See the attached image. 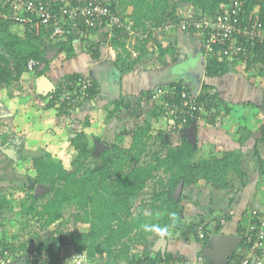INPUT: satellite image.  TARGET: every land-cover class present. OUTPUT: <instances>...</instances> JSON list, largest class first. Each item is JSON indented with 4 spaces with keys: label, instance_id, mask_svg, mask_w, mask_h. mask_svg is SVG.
Returning <instances> with one entry per match:
<instances>
[{
    "label": "trees",
    "instance_id": "16d2710c",
    "mask_svg": "<svg viewBox=\"0 0 264 264\" xmlns=\"http://www.w3.org/2000/svg\"><path fill=\"white\" fill-rule=\"evenodd\" d=\"M72 1L78 3L76 0ZM120 1L118 3V0H112L111 6L115 10H120L119 7L122 5L129 6L131 10L126 16L135 22L136 28L138 26L147 28V22L152 19L157 21L162 17L177 22L179 11L189 7L194 8L195 12L219 14L225 12L232 3V0ZM245 8L246 14L242 20L247 18L248 13L251 15V12L257 9L264 30V0H246ZM0 11L9 12L8 5L5 6L2 0ZM14 26L19 27L17 31L13 30ZM78 27L80 30L71 36L54 39L44 30L37 31L31 29L29 25L18 24L0 17V86L10 87L15 82H19L22 75L30 71L31 59L44 63L42 69L36 67L34 70L37 78L47 74L50 51L64 53L67 58L74 56V40L86 36L93 29L84 25ZM100 27L102 26L97 28ZM78 31L79 34H76ZM112 31H114L113 46L117 47L118 40L115 35L120 36L121 31L117 28H112ZM148 40L139 44L140 55L135 59L125 49L124 40L122 46L127 53L121 54L117 59L122 74L134 70L143 57L148 55L150 50ZM157 47L158 59L162 64L179 60V53L175 48H166L159 43ZM201 50L204 51L202 47ZM254 52V56L247 64V72L251 79L264 76V42L256 43ZM229 66L230 60L227 58L207 56L206 76L225 75L230 69ZM75 75L79 74L68 77L73 78ZM166 87L157 86L155 89L144 91L143 94L148 98H154L155 92ZM169 87L177 91L174 96H167L171 103L183 104L185 100L181 92L185 89L189 98L193 97L198 101L208 100L210 113L207 117L211 124H216L223 115L222 111L226 114L232 111L243 138L248 139L251 135L247 131L246 121L251 115L250 105L254 109L255 104L239 103L223 108L216 101L218 96L210 92V85L206 82L196 96L184 80L172 81ZM97 92L98 82L94 78V86L89 90L86 100ZM37 96L46 98L39 93ZM122 105L130 106L123 96L117 98L114 109L109 112V118L117 116ZM47 106L58 108L61 115L70 113L63 105L57 106L55 99L48 102ZM161 116H164V107L158 105L155 117ZM165 118L170 119L167 116ZM195 120L196 118L190 117L187 127H190ZM151 127L152 124L147 122L144 126L134 129L130 137L127 136L129 135L127 131L118 133L112 144L106 142L107 146L97 159L94 151L103 139H94L85 132H78L70 137V144L76 149L77 157L71 161L69 168L63 161L53 159L46 153L32 156L36 175L25 183L27 186L33 185L30 188L31 192L28 195L15 194L18 202H13L11 207H7L9 205L7 195L0 196V213L5 209L10 212L18 210L16 214L21 218V221H17L0 217V228L4 227L0 234V249L8 250L14 259L28 255V242L20 239L23 234H31L32 238L29 241L37 242L36 256L31 264H62L61 260L68 263L69 258L79 252H85L92 264H120L121 261L129 264H155L174 258L167 255L165 258L161 256L153 258L146 252L137 255L131 252L132 243L153 244L149 237L156 235L155 239L159 238L161 234L157 229H166L165 233H167L172 229L178 231L190 228V231L196 234L202 222H194L188 226L183 223L181 205L183 196L176 199L174 195L179 183L184 181V190H193L198 186H207L211 189H235L247 176L242 168L244 153L240 149L226 150L215 144L194 143L187 130H183L181 139L174 144L170 133L161 130L155 138L162 140V146L157 150L152 148L151 153L147 152L150 158L144 160L143 155L146 154L153 138ZM126 140H128L127 144ZM262 141L264 134L256 140L257 143ZM38 185L44 188L41 194L37 193ZM147 195L150 197L144 198ZM73 206H76V212L72 214L76 225L81 222L89 228L77 231L76 226L70 221L68 230L63 229L57 235L44 234L43 239L41 231H49L52 225L62 221L66 208ZM225 216L229 219L231 213ZM145 225L149 230H145ZM222 225L219 220L218 226L212 232H220ZM207 239L208 236L205 237V241ZM244 243L251 248L246 235ZM239 254L241 253H235L232 257L244 256Z\"/></svg>",
    "mask_w": 264,
    "mask_h": 264
},
{
    "label": "crops",
    "instance_id": "0c3cea01",
    "mask_svg": "<svg viewBox=\"0 0 264 264\" xmlns=\"http://www.w3.org/2000/svg\"><path fill=\"white\" fill-rule=\"evenodd\" d=\"M79 1L82 0H76V2ZM119 2L121 1L118 0V3ZM119 8L121 12L126 14H129L131 10L129 6L123 7V5ZM18 28V26H14L13 30L17 31ZM175 28V26H170L169 29L164 32V36H161V41L159 43L166 48H175L179 53V60L162 64L158 59V54L154 51L153 55L150 56L149 54L148 56H144L141 63L134 70L122 74V92L120 97L123 96L127 102H129L128 99L136 103L140 101H145L146 103H150L153 100L155 101L157 99L156 96L154 98H148L143 92L155 89L157 86H169L172 81L182 80L177 75L179 64L184 61L187 62L192 56L198 55L200 52L204 53V51L201 50L202 38L199 33L187 32L192 38L191 41L186 43L190 44L188 47H191V49L189 50L188 48H184L185 42H181L180 38L178 41L175 40V36L172 38V34L177 31ZM79 32L80 31L76 34H79ZM113 37L114 31L108 30L107 27L93 28L86 36H80L74 40V56L67 58L64 53L59 54L57 51L49 52L48 58L50 57V64L47 75L55 82L56 86L64 83V80L70 78L68 76L73 74H88L98 82V92L90 99L80 103L73 113L61 115L58 108L50 107L52 109H45L42 107V99L44 98L37 96L38 78L33 70L25 72L17 86H0V131L6 128L9 129L8 136L0 137V156L3 155L5 158H10L13 161V159L4 152V149L7 147H12L17 150L18 154H16V157L21 153V147L25 145L24 143L26 141L24 133L25 127L24 129L20 128L19 125L16 124V118L19 115H22L23 118V115L27 114L28 108H30L32 113L31 122L37 120L41 122L52 120V127L49 125L48 129L42 131L40 135L43 137V140L45 139L42 147L46 150L48 147L45 146L47 143H52L53 137L57 138L58 142L63 143L67 136L66 132L70 137L75 135L77 132L74 131V127H76L77 131L85 132L91 136L92 134H90L88 129L92 128L95 129L93 134H98L99 131L101 132V123L104 124L107 122L106 112H108V123L112 122L109 118V112L114 109L116 100L120 97H117L109 85L99 81L97 73L101 72L100 69L108 66L110 62L117 64L119 56L115 52L116 49L113 47ZM185 39L188 40L187 35ZM95 54L99 57H96ZM146 57L149 58L147 59ZM228 60H230V69L225 75L207 77L205 74L203 83L206 82L210 85V92L218 96L216 101L220 106H223V108L228 105H237L239 103H252L256 105L254 109H252L251 105L249 107L252 119L249 118V121H247V131L251 133V135H249L248 139H244L243 134L239 131V125L234 113L231 111L226 114L225 111H222L223 115L220 116L221 118L219 117L220 120L218 119L215 125L211 124L209 119L198 121L199 132L197 142H199V144H215L226 150H242L244 153L242 168L247 173V176L245 177V181L235 189H211L207 186H198L193 190H184L181 195L183 196L181 205L183 223L185 226L201 221L205 223L208 234H236L242 237L243 240L235 248L233 253L229 255L222 249L220 250L216 245L214 246L209 239L205 241V238H200L197 233H192L190 228L178 231L172 229L163 234L166 239V245L163 251L161 245L158 246V242L163 235L159 236L157 239L154 238L151 240L153 244L146 243L145 248H147V250H145V252L150 257L158 258L161 256L165 258L166 255L182 257L187 260L189 264H230L233 259L232 256L235 253H241L244 256L251 255L248 244H243L244 236L247 234L248 224L253 218L259 214H264V178L261 173L263 171L257 168L254 157L255 151L254 153L251 151V140L254 137V130L256 129H254V127L251 128V126H256L255 122L253 123L255 117L257 118L255 120L264 126V76L251 79L247 72L248 62L245 64L239 60ZM117 65L119 66V64ZM244 69L246 71L245 73ZM21 88H23L24 91H20ZM157 92H155V94ZM157 100L155 101L156 104L160 102L159 98ZM45 103V107H49L47 106L48 102L46 101ZM10 104L14 106H10ZM122 107L124 106L122 105ZM123 112H125L124 109H121L117 113V116H120ZM155 113H153L154 117ZM223 118L228 119L229 123L227 126L222 124ZM73 119L75 121H73ZM112 123L114 127L117 126L115 120ZM13 127H15L14 130ZM56 129L60 131V134H63L62 137L57 134H48L49 131ZM107 129L108 126L107 128L105 127L104 134L110 137V132H112V130H109V132ZM183 130H187V132L190 133V127L182 129L181 132H176V134L180 136L179 139H181L183 135ZM13 133L23 135L24 138L20 140V144H13ZM118 133L120 132H117V134ZM104 138L103 136V139ZM114 141L115 140H113V142ZM102 143L105 147L107 146L105 139ZM263 143L264 141L255 143V145L259 148ZM98 145H100V143ZM25 146L27 147V145ZM230 213L231 217L227 219L225 215ZM222 216H225L226 219L225 223L222 225V230L220 232H212L215 230L216 226H218ZM1 229L4 230V227L1 226ZM136 253L137 255H141L144 252L138 250ZM260 255L264 256V250L260 251ZM24 256L27 257L25 264H31L35 259L34 255L28 254L18 259L13 258L9 264H15L14 262H17ZM42 258L45 259L44 257ZM256 262L257 260L255 264H257ZM120 264L129 263L121 261Z\"/></svg>",
    "mask_w": 264,
    "mask_h": 264
},
{
    "label": "built area",
    "instance_id": "2783aa9c",
    "mask_svg": "<svg viewBox=\"0 0 264 264\" xmlns=\"http://www.w3.org/2000/svg\"><path fill=\"white\" fill-rule=\"evenodd\" d=\"M4 5H8L9 12L0 11V17L11 20L18 24L29 25L31 29L44 30L50 38H61L71 36L80 25L87 28H97L104 26L112 30L117 28L122 34L133 37L139 42H143L148 33H142L135 28V22L119 9L115 10L111 6L112 0H82L74 3L72 0H2ZM246 0H232L225 12L211 15L206 12H193L180 16L178 21L172 26H178L187 32H197L201 35V47L205 56L227 58L239 60L247 63L254 56V46L256 43L264 42L263 24L259 21L258 10H253L251 15H247L245 20L242 17L246 14ZM156 27L149 30L154 31ZM132 58L140 55L137 47L129 50ZM42 69L44 63L31 59L29 69ZM94 86V78L88 74L75 75L73 78H66L64 83L56 86V90L47 96L48 102L55 99L57 106H65L71 113L77 106L89 96V90ZM57 91V92H56ZM177 93L175 88L167 86L159 89L155 94L159 98V106L164 107V116L171 119L169 128L172 131L182 130L187 127L189 118L198 120L208 119L210 109L209 102L198 101L189 98L188 92L184 89L181 92L185 100L183 104L171 103L169 95ZM58 103V104H57ZM190 116V117H189ZM225 216L220 218L224 224ZM2 229L0 228V233ZM201 238L206 236L205 223L198 228ZM247 242L251 245V255L233 258L230 264H264V256L260 251L264 250V214L257 215L248 224L246 234ZM83 254L86 257L85 264H92L89 256L85 252L74 253L71 258ZM13 256L6 249H0V264H9ZM155 264H189L181 257H174L169 260L159 261Z\"/></svg>",
    "mask_w": 264,
    "mask_h": 264
},
{
    "label": "rangeland",
    "instance_id": "374dc122",
    "mask_svg": "<svg viewBox=\"0 0 264 264\" xmlns=\"http://www.w3.org/2000/svg\"><path fill=\"white\" fill-rule=\"evenodd\" d=\"M194 12V8H187V9H183L179 11V18L182 15L185 14H191ZM123 14H126L124 12H122ZM175 21L172 20H167L166 17H162L159 20H154L152 19L151 21L147 22V28H143L141 26H138L137 28H135L137 31L142 32V33H148L147 37L145 38V40L142 42L144 43L146 41V39L148 40V46L150 48L148 55L150 54L153 55V53H157L158 54V47H157V43H159L161 41V36H164V32L167 31V29H169L170 26H172L173 24H175ZM156 27L154 31H150L149 30L152 27ZM176 30L174 34H172V38H174L175 36V40L178 41L180 38L181 42H185L184 48H188L189 50L191 49L190 44H186L189 41L192 40V38L190 37V35L180 29L178 26H175ZM166 34V33H165ZM187 35V39H185V36ZM115 38H117V47H114L116 50L115 52L118 54V56L125 55V50L123 49V42L125 40V49L127 51L130 50V48H134L139 46V44H142L141 42H139V40L130 37L128 35H124L122 33H120L119 35H115ZM172 42V41H171ZM174 42V41H173ZM160 44V43H159ZM187 46V47H185ZM152 47V48H151ZM195 48V47H192ZM154 51V52H153ZM147 55V56H148ZM156 55V54H155ZM147 59L149 57H146ZM245 69H244V73H245ZM258 77V76H257ZM17 84H19V82H15L13 85L17 86ZM24 91L23 88L20 89V91ZM43 104L42 107H44L45 109H52L50 107H45L46 106V101L48 102L47 98L42 99ZM157 100V99H156ZM155 100V101H156ZM128 101L130 102V106L129 107H122L121 109L125 112H123L120 116H113L112 118H110V121L116 122L117 126L114 127V124L112 122L108 123L109 121L108 119V112H106V123H101V132L99 131L98 134H93V131L95 129L89 128L88 131L90 132V134H92L94 139H103V136L105 137L104 139L106 140V142H108V144H112L111 142H113V140L116 139V135L117 132H123V131H127L129 132V135L127 134V136L130 137L131 132L134 129L139 128L140 126H144L147 122H150L152 124L151 127V134L153 135V138L151 140V142L149 143V147L146 150V154L143 155L144 160H148L150 158V156L147 154V152L151 153V149H159L162 146V140L161 139H157L155 138L156 134H158L161 130L164 132H169L170 135L172 136V142L175 144L178 142L180 136H178V134H176V132L172 131L169 128V121H171V119H167L165 118V116H161V117H154L153 113L158 112V105L155 103V101H151L149 102H134V101H130V99H128ZM158 101V100H157ZM58 104V103H57ZM79 106V105H78ZM77 106V107H78ZM65 107V106H64ZM55 108V107H54ZM26 110V108H25ZM27 114H24L23 118L22 115L17 116L16 118V124L19 125L20 128L24 129V133H25V137H26V141H25V145H27V147L23 146L21 147V153L16 157V159L12 158L13 161L10 158H5L3 155L0 156L1 160H0V196L2 194H6L7 198H8V203L9 205H7V207H11V205L13 204V202H18L15 199V194H27L31 192L30 188L33 186L31 185L30 188L25 185V183L29 180V178H33L35 177L36 173H35V169H34V165H33V158L32 156H36V155H41L42 153H46L51 155V157L53 158L52 153H50L49 151H47L46 149H44L43 144L45 142V139L43 140V137H41V133L42 131L48 129V126L51 125L52 127V120H45L43 122H41L40 120H37L35 122H31L32 121V113L30 111V108L27 109ZM67 110V109H66ZM72 113V112H71ZM221 118V117H220ZM219 118V120H220ZM251 118V115L249 117ZM117 119V120H116ZM255 119H257L255 117ZM254 119L253 123L255 122L256 126H251V128L254 127V137L251 140L252 142V146H251V151H255L254 153V157H255V161H256V166L257 168L261 169L263 172H261L263 174V178H264V143L260 145V147L258 148L257 145H255L256 140L258 139V137L262 136L264 134V126L261 125V123H259L258 121H256ZM73 121H75L73 119ZM249 121V119L247 120ZM246 121V122H247ZM260 121V120H259ZM108 123V124H107ZM226 123V124H225ZM228 119L227 118H223V123L225 126L228 125ZM109 130H112L111 136L109 137L108 135L104 134V129L105 127ZM86 128V127H85ZM83 128V129H85ZM111 128V129H110ZM15 129V127H13V130ZM40 129V130H39ZM74 131H76L77 133L79 131L76 130V127H74ZM2 131V132H1ZM0 131V137H5L6 135L8 136L9 134V129H4ZM92 132V133H91ZM65 133V132H64ZM48 134H57L59 136L62 137L63 134H60V131L58 129L53 130V131H49ZM104 134V135H103ZM13 144H20L21 141L23 140V135H20L18 133H13ZM66 138H67V142L69 144V149L65 150L64 152V157L63 159H56V160H61L63 161L64 165L69 168L71 167V161H73L76 157H77V151L76 149H74L71 144H70V135L66 132ZM14 136H15V141H14ZM110 138H108V137ZM103 139V141H104ZM111 141V142H110ZM128 140H126V144H127ZM130 144V142H129ZM128 144V145H129ZM50 144L47 143V145L45 147H49ZM251 145V144H250ZM100 148H96V151H94L95 154V158H99L98 156L101 155V153L104 151L105 146L103 145V143H100ZM18 154V153H17ZM54 159V158H53ZM6 161V162H5ZM152 187L149 188V190H151ZM44 191V188L41 187L38 191L39 194H41ZM150 196H144V198H149ZM149 200V199H147ZM140 201V200H139ZM76 206L70 207V208H66L65 211V217L62 221L56 222L54 225H52L49 229V231H41V237L44 239V234L50 236L51 234H60V231L63 229H67L69 222H72V218H74L72 216V214L74 212H76L75 209ZM18 212V210L14 211V212H10L7 209H5L4 211H2L0 214L2 218H8L10 220H17V221H21V218L16 214ZM75 220V218H74ZM73 224V223H72ZM76 226V230H87L89 228L88 225L82 224L81 222L77 223L76 225V220L74 221V224ZM69 228V227H68ZM68 230V229H67ZM156 235L154 236H150L149 239L153 240L155 238ZM32 236L31 234H23L22 238L20 239L21 241H27L28 242V246H29V252H36V240L35 241H29L31 240ZM132 248H131V252L136 253L138 250L140 252H145V250H147V248H145L146 243L144 244L143 242L141 243H137V242H133L132 243ZM150 248V246H149ZM149 250V249H148ZM136 251V252H135ZM65 252V251H64ZM62 264H64V261H62Z\"/></svg>",
    "mask_w": 264,
    "mask_h": 264
},
{
    "label": "water",
    "instance_id": "95a60500",
    "mask_svg": "<svg viewBox=\"0 0 264 264\" xmlns=\"http://www.w3.org/2000/svg\"><path fill=\"white\" fill-rule=\"evenodd\" d=\"M53 54V53H52ZM50 59V57H49ZM207 67V58L203 52H200L198 55H194L187 60V62H181L178 66L177 75L180 79L187 82L193 94L196 96L203 85L205 74ZM101 72L97 73L98 79L100 82L107 84L111 87L117 97L121 96L122 92V71L116 63L110 62L108 66L100 69ZM38 93L47 96L50 93H53L56 90V84L53 80L47 75L43 74L38 78ZM198 124L197 121H194L190 126V136L193 139L194 143H197L198 138ZM5 154H7L11 158H16L17 150L12 147H7L4 149ZM41 188V185L37 186V192ZM184 191V181L182 180L174 195L176 199L180 198ZM74 218H72V223L74 224ZM209 240L213 243V245L217 246L220 250L222 249L225 253L231 255L235 248L242 242L243 238L238 235H229V234H208ZM161 245L162 251L164 250V246L166 245V239L163 235L159 242L158 246ZM27 261V257L24 256L15 264H25Z\"/></svg>",
    "mask_w": 264,
    "mask_h": 264
},
{
    "label": "clouds",
    "instance_id": "9594fccd",
    "mask_svg": "<svg viewBox=\"0 0 264 264\" xmlns=\"http://www.w3.org/2000/svg\"><path fill=\"white\" fill-rule=\"evenodd\" d=\"M30 71H32V70H30ZM33 71H34V70H33ZM47 96H48V95H47ZM47 96H46V97H47ZM10 106H14V105H11V104H10ZM195 121H196V120H195ZM198 121H199V120H198ZM198 121H197V123H198ZM192 124H193V123H192ZM67 149H69V144H68V142H67V138H66V137H65L63 143L58 142V141H57V138L53 137V138H52V143L49 145L47 151H49L50 153H52L54 159H63V157H64V152H65V150H67ZM202 224H203V223H202ZM202 224H201V225H202ZM198 228H199V227H198ZM198 228H197V234H198V236H199ZM205 228H206V226H205ZM145 230H149V227H148L147 225H145ZM206 230H207V228H206ZM157 231H159L160 234L163 235V234H165L166 229H163V230H162V229H157ZM207 236H208V231H207L205 237H207ZM199 237H200V236H199ZM205 237H203V238H205ZM200 238H201V237H200ZM181 258H182V257H181ZM163 261H164V260H163ZM85 262H86V257H85L83 254L78 255V256H73V257L71 258V264H85Z\"/></svg>",
    "mask_w": 264,
    "mask_h": 264
},
{
    "label": "flooded vegetation",
    "instance_id": "af4514ba",
    "mask_svg": "<svg viewBox=\"0 0 264 264\" xmlns=\"http://www.w3.org/2000/svg\"><path fill=\"white\" fill-rule=\"evenodd\" d=\"M99 146H100V145H98L97 147L100 148ZM30 186H31V185L29 184L28 187L30 188ZM37 193H38V192H37ZM28 254H31V255L36 256V252H29Z\"/></svg>",
    "mask_w": 264,
    "mask_h": 264
},
{
    "label": "bare ground",
    "instance_id": "6f19581e",
    "mask_svg": "<svg viewBox=\"0 0 264 264\" xmlns=\"http://www.w3.org/2000/svg\"><path fill=\"white\" fill-rule=\"evenodd\" d=\"M203 98V97H202Z\"/></svg>",
    "mask_w": 264,
    "mask_h": 264
}]
</instances>
